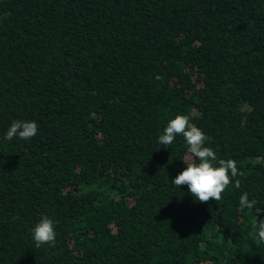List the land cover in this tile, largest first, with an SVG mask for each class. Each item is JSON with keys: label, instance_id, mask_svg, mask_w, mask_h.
<instances>
[{"label": "trees", "instance_id": "obj_1", "mask_svg": "<svg viewBox=\"0 0 264 264\" xmlns=\"http://www.w3.org/2000/svg\"><path fill=\"white\" fill-rule=\"evenodd\" d=\"M176 115L235 160L220 201L172 183L186 143L158 137ZM14 120L37 134L6 140ZM44 215L55 246L37 248ZM255 217L264 0H0V264H264Z\"/></svg>", "mask_w": 264, "mask_h": 264}, {"label": "clouds", "instance_id": "obj_2", "mask_svg": "<svg viewBox=\"0 0 264 264\" xmlns=\"http://www.w3.org/2000/svg\"><path fill=\"white\" fill-rule=\"evenodd\" d=\"M157 79H162L159 75ZM38 125L35 121L14 120L6 131L5 139L13 138L28 140L37 134ZM180 135L186 143L187 155L184 159L185 168L172 180V183L180 187L187 185L188 191L201 202L210 200L220 201L222 193L232 183V178L237 177L239 169L233 159H218L213 148L206 146L208 136L196 125L190 123L188 115H176L167 121L163 134L158 137V143L165 148L172 145L176 137ZM235 186L240 187L239 180ZM257 203L255 199L249 200L245 192L239 198L238 211L251 210ZM252 229L254 235L264 242V219H253ZM32 239L36 247L47 244L54 247L56 241L55 222L49 216L44 215L36 225L30 229Z\"/></svg>", "mask_w": 264, "mask_h": 264}]
</instances>
